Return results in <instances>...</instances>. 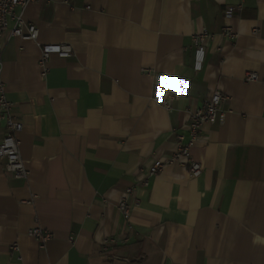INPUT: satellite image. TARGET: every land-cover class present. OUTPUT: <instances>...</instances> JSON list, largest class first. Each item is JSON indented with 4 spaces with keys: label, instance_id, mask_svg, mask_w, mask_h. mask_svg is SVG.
<instances>
[{
    "label": "crops",
    "instance_id": "crops-1",
    "mask_svg": "<svg viewBox=\"0 0 264 264\" xmlns=\"http://www.w3.org/2000/svg\"><path fill=\"white\" fill-rule=\"evenodd\" d=\"M33 0L36 41L3 36L2 92L21 124L28 176L0 161V264H264V0ZM231 24L238 36H220ZM212 35L202 70L192 36ZM66 45L48 58L40 46ZM247 73L256 80L247 82ZM219 91L223 124L202 126L190 178L175 135ZM175 95L170 108L163 93ZM5 133L0 119V140ZM163 170L138 182V170ZM129 226L117 210L128 188ZM39 227L43 246L28 237ZM116 244L103 251V240ZM16 246L17 251L12 250Z\"/></svg>",
    "mask_w": 264,
    "mask_h": 264
},
{
    "label": "built area",
    "instance_id": "built-area-1",
    "mask_svg": "<svg viewBox=\"0 0 264 264\" xmlns=\"http://www.w3.org/2000/svg\"><path fill=\"white\" fill-rule=\"evenodd\" d=\"M248 0H236L233 4L224 6L223 14L226 19L233 16H239L246 7ZM33 2V0H0V119L4 121L5 133L0 140V161L2 162V170L11 178L16 180H26L28 171L20 156V139L18 134L21 132V124L12 113V106L6 100L2 92L1 72H2V53H3V36L8 31L10 36L19 37L24 41H36L38 38V29L31 23L24 21L22 17V9ZM220 36L226 40L233 41L238 34L233 29L231 24H226L222 27ZM212 35L207 32H199L192 36L193 58L192 70L200 72L202 70L205 51L208 42ZM56 55L59 58H69L72 55L70 47L66 45L46 44L40 46V61L39 65L42 68V75H45V64L48 58ZM255 73H247L245 80L251 82L256 80ZM175 95L164 92L162 99L159 101L163 108H170ZM224 101V96L216 91L208 96L202 103V106L190 114L187 122L186 135L176 134V152L171 156L169 163H178L183 166L190 178L200 176L202 172L201 165L194 161L191 157L190 150L199 138L200 131L203 125L223 124L225 112L221 105ZM165 164L156 162L147 168L138 170V182L141 186H148L149 179L159 174ZM134 188H128L122 194L117 210L120 213L125 224L129 226L132 210L137 207L140 202L134 197ZM28 237L34 239L43 248L45 242L49 240L50 235L47 231L33 227L28 230ZM116 239H104L102 246L103 251H106L108 246L116 244ZM17 247L13 246L12 250L17 251Z\"/></svg>",
    "mask_w": 264,
    "mask_h": 264
}]
</instances>
